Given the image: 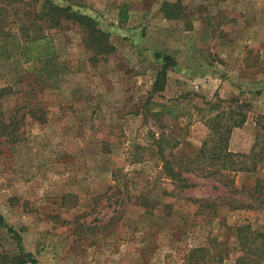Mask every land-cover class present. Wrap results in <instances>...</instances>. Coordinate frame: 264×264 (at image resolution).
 <instances>
[{
    "label": "rangeland",
    "instance_id": "374dc122",
    "mask_svg": "<svg viewBox=\"0 0 264 264\" xmlns=\"http://www.w3.org/2000/svg\"><path fill=\"white\" fill-rule=\"evenodd\" d=\"M235 99L228 146L256 141L257 169L187 172ZM263 174L264 0H0V214L38 264H235L229 227L264 210L232 206ZM19 253L0 225V264Z\"/></svg>",
    "mask_w": 264,
    "mask_h": 264
},
{
    "label": "trees",
    "instance_id": "16d2710c",
    "mask_svg": "<svg viewBox=\"0 0 264 264\" xmlns=\"http://www.w3.org/2000/svg\"><path fill=\"white\" fill-rule=\"evenodd\" d=\"M71 10L70 6L64 8L58 7L52 4L51 12L66 13ZM49 11V12H50ZM76 15L80 22L90 25L96 30L99 35L103 36L105 33L95 28V20L83 13L71 12L69 16ZM128 18V9L126 5H122L118 9V21L123 23ZM104 33V34H103ZM42 55L49 54L41 53ZM153 58L160 60L163 63V68L168 66H174L175 60L169 55H161L159 53H153ZM159 77L163 78L164 73H160ZM235 105L228 110L216 111L212 115H207L205 118V124L208 127V133L205 139L201 142V145L196 155L187 163L184 168L189 173H195L202 176H213L218 174L221 176L222 171L238 172L247 171L252 172L257 169V164L263 159L260 152L256 151L257 142L253 144L252 150L247 155L231 151L228 146L229 138L233 128L241 127L246 121V112L249 110V103L239 102L235 99ZM207 107L210 112L215 108V102H207ZM168 112L169 108L164 107ZM169 175L175 174L174 169L170 165L167 167ZM184 188H189L190 183L185 178ZM252 197L256 200V203H246L233 205L234 209H261L264 210V174L261 177H257L255 185L253 187ZM201 204L198 205L200 209L209 207L213 212H217L215 205L208 199H196ZM0 225L4 226L9 233H11L19 245V256H14L11 263H23L30 262L31 264H38L37 259L29 252H25L21 245V235L13 227L7 225L3 216L0 214ZM233 230V237L235 242V250L238 254L235 259V264H264V232L257 228H254L250 222H239L229 227Z\"/></svg>",
    "mask_w": 264,
    "mask_h": 264
}]
</instances>
